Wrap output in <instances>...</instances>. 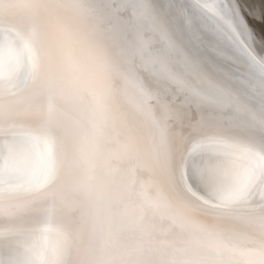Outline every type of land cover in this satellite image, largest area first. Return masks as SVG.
Returning a JSON list of instances; mask_svg holds the SVG:
<instances>
[{"label":"bare ground","instance_id":"1","mask_svg":"<svg viewBox=\"0 0 264 264\" xmlns=\"http://www.w3.org/2000/svg\"><path fill=\"white\" fill-rule=\"evenodd\" d=\"M0 264H264V0H0Z\"/></svg>","mask_w":264,"mask_h":264},{"label":"clouds","instance_id":"2","mask_svg":"<svg viewBox=\"0 0 264 264\" xmlns=\"http://www.w3.org/2000/svg\"><path fill=\"white\" fill-rule=\"evenodd\" d=\"M99 71L96 64L89 60H83L79 65V72L86 85H90L96 73Z\"/></svg>","mask_w":264,"mask_h":264}]
</instances>
